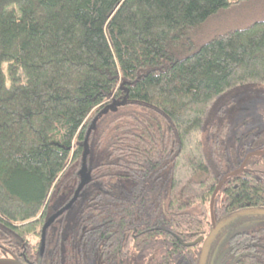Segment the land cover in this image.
Returning <instances> with one entry per match:
<instances>
[{"label": "trees", "instance_id": "1", "mask_svg": "<svg viewBox=\"0 0 264 264\" xmlns=\"http://www.w3.org/2000/svg\"><path fill=\"white\" fill-rule=\"evenodd\" d=\"M244 1L0 0V257L36 264L83 180L42 264H120L160 238L158 264H198L183 243L264 212V152L211 209L264 149L255 129L229 146L225 112L264 92V18L191 38ZM221 231L207 264H264V226L218 248Z\"/></svg>", "mask_w": 264, "mask_h": 264}, {"label": "rangeland", "instance_id": "2", "mask_svg": "<svg viewBox=\"0 0 264 264\" xmlns=\"http://www.w3.org/2000/svg\"><path fill=\"white\" fill-rule=\"evenodd\" d=\"M264 18V0H246L238 5L224 9L218 15L209 19L201 29L195 30L191 38L197 47L214 35L245 26L252 21ZM188 51H185L187 53ZM226 118L231 125L228 136V145L241 147L244 142L250 143L252 138L243 140L244 134L251 136V131H264V92L261 90L250 91L242 89L235 95V101L225 108ZM249 152L252 147H248ZM264 226V212L255 211L230 221L221 231L216 241V247L220 248L228 236L236 231L251 230ZM169 242L162 238L143 247L132 251L120 264H158L166 254ZM110 264V263H108ZM169 264H179L173 261Z\"/></svg>", "mask_w": 264, "mask_h": 264}, {"label": "water", "instance_id": "3", "mask_svg": "<svg viewBox=\"0 0 264 264\" xmlns=\"http://www.w3.org/2000/svg\"><path fill=\"white\" fill-rule=\"evenodd\" d=\"M264 152L263 150H259V151H251L248 152L245 158V161L242 163V165L234 170L231 171L229 173H227L222 180L219 182V184L217 185L213 196H212V200H211V209H213V205H214V198L215 195L217 194V192L219 191V189L222 187L224 181L226 180V178L229 175H235L238 174L245 166V163L247 162V160L249 159V157L252 154H261ZM85 180H83L81 182V184L79 185V187L76 189L73 198L71 199V201L65 205L63 208L59 209L55 214H53L49 220L44 224L43 228H42V239H41V248H40V253H39V258L36 264H41L42 263V259H43V255H44V251H45V238H46V229L52 224V222L60 215L62 214L66 209H68L73 202L76 200L80 190L82 189L83 185H84ZM248 213V211H241V212H237L234 214H230L225 216L223 219H221L218 223L214 222V226L212 228V230L210 231V233L207 235V237L201 236L197 239H195L192 242H188V243H183V245L185 246H191V245H195L198 244L200 242H203L202 245V250L200 253V258H199V262L198 264H206L207 258H208V254L210 251V247L211 244L213 242V240L215 239V237L217 236V234L219 233V231L231 220H234L240 216H243L244 214ZM0 264H26L24 262H22L21 260L14 258V257H0Z\"/></svg>", "mask_w": 264, "mask_h": 264}, {"label": "flooded vegetation", "instance_id": "4", "mask_svg": "<svg viewBox=\"0 0 264 264\" xmlns=\"http://www.w3.org/2000/svg\"><path fill=\"white\" fill-rule=\"evenodd\" d=\"M76 199H77V198H76ZM73 203H74V202H73ZM70 207H71V206H70ZM70 207H69V208H70ZM62 208H63V207H62ZM261 209L264 211V205L261 206ZM66 210H67V209H66ZM60 215H61V214H60ZM229 215H230V214H229ZM231 221H232V220H231ZM53 222H54V221H53ZM53 222H52V223H53ZM217 223H218V222H217ZM228 223H229V222H228ZM228 223H227V224H228ZM227 224H226V225H227ZM226 225H225V226H226ZM225 226H224V227H225ZM224 227H223V228H224ZM223 228H222V229H223ZM222 229H221V230H222ZM221 230H220V231H221ZM220 231H219V232H220ZM218 234H219V233H218ZM218 234H217V235H218ZM206 237H207V236H206ZM216 237H217V236H216ZM216 237H215V238H216ZM214 240H215V239H214ZM214 240H213V242H212V244H211V247H212V245H213V243H214ZM41 244H42V243H41ZM202 245H203V242H202ZM211 247H210V250H211ZM45 248H46V242H45ZM201 250H202V248H201ZM44 252H45V251H44ZM39 253H40V252H39ZM209 253H210V251H209ZM43 256H44V255H43ZM38 258H39V257H38ZM199 258H200V257H199ZM208 258H209V254H208ZM208 258H207V261H208ZM42 260H43V259H42ZM37 261H38V260H37ZM207 261H206V264H207ZM198 262H199V261H198ZM36 263H37V262H36ZM41 264H42V263H41Z\"/></svg>", "mask_w": 264, "mask_h": 264}]
</instances>
